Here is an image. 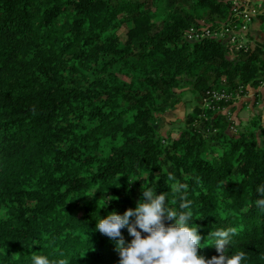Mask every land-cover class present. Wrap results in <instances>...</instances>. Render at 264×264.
<instances>
[{
    "label": "trees",
    "instance_id": "obj_1",
    "mask_svg": "<svg viewBox=\"0 0 264 264\" xmlns=\"http://www.w3.org/2000/svg\"><path fill=\"white\" fill-rule=\"evenodd\" d=\"M238 1L0 0V264H119L99 218L134 209L146 187L180 211L175 181L188 184L199 254L218 255L209 232L242 226L228 254L264 264V127L252 121L260 143L229 114L249 89L264 98V43L186 38L191 27H238ZM157 2L168 7L154 22ZM187 86L191 110L176 137L162 135L157 117ZM212 90L239 97L213 112L202 107Z\"/></svg>",
    "mask_w": 264,
    "mask_h": 264
},
{
    "label": "clouds",
    "instance_id": "obj_2",
    "mask_svg": "<svg viewBox=\"0 0 264 264\" xmlns=\"http://www.w3.org/2000/svg\"><path fill=\"white\" fill-rule=\"evenodd\" d=\"M169 180H174V177L169 175ZM187 189V183L175 181L170 184L173 196L180 200V211L167 207L168 192L156 194L155 188L146 187L142 191V200L137 201L134 209L125 210L123 215L113 211L105 218H99L96 228L101 234L116 241L119 264H241L246 259L242 251L228 254L231 238L242 230V226L239 229L229 227L209 232L208 237L214 239L211 246L215 247L218 255L206 259L199 254L202 237L198 234V226L191 223L194 219L191 207L193 201L187 198ZM256 191L264 197V186H258ZM110 199H101V207ZM172 203L175 204L176 199ZM255 203L264 210V198L257 199ZM220 215L226 218L228 213L222 211ZM166 219L174 223L166 226ZM124 228L133 238L128 243L121 232ZM142 232L146 235L142 236ZM32 261L33 264H69L66 259L50 262L43 255H33Z\"/></svg>",
    "mask_w": 264,
    "mask_h": 264
},
{
    "label": "rangeland",
    "instance_id": "obj_3",
    "mask_svg": "<svg viewBox=\"0 0 264 264\" xmlns=\"http://www.w3.org/2000/svg\"><path fill=\"white\" fill-rule=\"evenodd\" d=\"M167 7L168 4L166 2H157L152 6L154 22H158L165 17ZM235 9L238 11L235 12V16L237 17L236 19L238 20V27L230 25L229 22L226 23V25L229 27L231 26V32L235 33L236 36L242 34L243 38L247 40V43L252 45V43L256 42L254 39L258 38L257 36L259 33L264 34V28L262 27L264 25V0H245V2L238 1ZM253 9L255 10V13H251V10ZM244 13L247 15L249 14L250 17L252 16L253 19L245 28L246 30L241 31V26L243 24L242 14ZM250 36H252V38H250ZM180 91H183V100L174 107L165 110L157 117L155 128L159 130L162 135H167V133H170L172 137H176L178 135V131L175 128H177L180 124V121L183 119L185 114L191 110V108L188 107V103L190 102V104H192V102L195 101L189 86L181 89ZM257 98L259 99V95H256L254 90L249 89L245 96L235 100L233 110H230L229 114L234 121V128H238L240 130L244 127H250L252 131H254L258 141L262 143V138L259 136L261 130L252 123V121L257 118L264 127V98L262 97L261 100L256 103ZM202 107L209 108L213 112H218L216 108H213L212 104L209 106L204 104V100L202 101ZM223 111L225 110H222L221 112Z\"/></svg>",
    "mask_w": 264,
    "mask_h": 264
},
{
    "label": "built area",
    "instance_id": "obj_4",
    "mask_svg": "<svg viewBox=\"0 0 264 264\" xmlns=\"http://www.w3.org/2000/svg\"><path fill=\"white\" fill-rule=\"evenodd\" d=\"M242 2H245V0H243ZM234 11H236V9H234ZM251 13H255V10L254 9L251 10ZM242 17H243V24L241 26V31H244L246 30L245 28L247 27L249 22L253 19V17L252 16L250 17L249 14L247 15L246 13L242 14ZM263 20H264V15H263ZM229 24L232 25L231 23ZM230 27L226 25L222 29H217V30H212L210 28H205V27H199V28L191 27L186 33V38H188L189 40H197L203 37L214 36L223 39L229 45H236V48L239 49L241 48V46L247 43V40L243 38L242 34L236 36L235 33L231 32ZM262 27L264 28V25ZM238 97H239L238 93H236L233 97L232 92H228L226 90H212L209 91L206 97L204 98V104L208 106L212 104L213 108H216L217 110L218 109L225 110L226 109L225 106L219 104V102L221 100L228 101L231 99H237Z\"/></svg>",
    "mask_w": 264,
    "mask_h": 264
},
{
    "label": "crops",
    "instance_id": "obj_5",
    "mask_svg": "<svg viewBox=\"0 0 264 264\" xmlns=\"http://www.w3.org/2000/svg\"><path fill=\"white\" fill-rule=\"evenodd\" d=\"M257 39H254V41H259L261 44L264 43V34L263 33H259V35L257 36Z\"/></svg>",
    "mask_w": 264,
    "mask_h": 264
}]
</instances>
